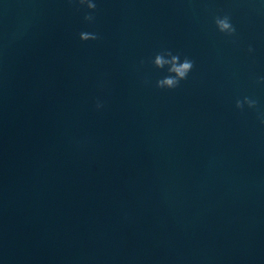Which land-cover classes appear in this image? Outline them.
<instances>
[{
	"label": "water",
	"instance_id": "95a60500",
	"mask_svg": "<svg viewBox=\"0 0 264 264\" xmlns=\"http://www.w3.org/2000/svg\"><path fill=\"white\" fill-rule=\"evenodd\" d=\"M96 3L0 0V264H264V0Z\"/></svg>",
	"mask_w": 264,
	"mask_h": 264
},
{
	"label": "clouds",
	"instance_id": "9594fccd",
	"mask_svg": "<svg viewBox=\"0 0 264 264\" xmlns=\"http://www.w3.org/2000/svg\"><path fill=\"white\" fill-rule=\"evenodd\" d=\"M69 3H75L80 8H86L84 14V20L93 24L96 21L97 3L96 0H69ZM216 30L228 38H235L237 36L236 26L232 23L231 17L228 14L216 15L213 18ZM100 34L98 32L83 31L79 34V39L82 42L97 41L99 40ZM249 54H253L255 49L252 45L247 48ZM141 65L145 62L142 60ZM150 63L156 69H167L168 75L158 79L155 82V87L160 90L173 91L181 86L182 81H186L189 74L193 71L195 62L188 56H184L181 59L180 53H173L169 49L161 50L154 55V58L150 60ZM258 84H264V76H260L257 81ZM148 83V81H145ZM247 106L248 109L257 111V119L264 125V111H260L258 108V101L252 97L244 96L242 99L238 98L235 101V107L238 110L243 111ZM96 109L99 111L103 109V102L97 100Z\"/></svg>",
	"mask_w": 264,
	"mask_h": 264
}]
</instances>
